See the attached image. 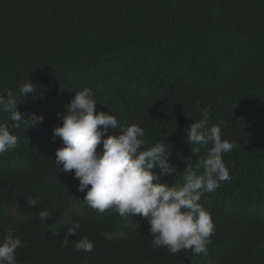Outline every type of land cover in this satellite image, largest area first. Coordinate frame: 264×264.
Listing matches in <instances>:
<instances>
[{
  "label": "trees",
  "instance_id": "16d2710c",
  "mask_svg": "<svg viewBox=\"0 0 264 264\" xmlns=\"http://www.w3.org/2000/svg\"><path fill=\"white\" fill-rule=\"evenodd\" d=\"M29 80L36 91L20 96ZM85 87L96 111L118 120L108 134L135 123L146 147L169 145L177 173L161 183L182 184L211 147L194 152L186 140L200 109L234 144L223 155L231 179L199 201L215 226L206 256L154 248L147 219L90 208L74 172L57 169L53 129ZM8 91L19 111L43 116L15 128L0 111L18 137L0 154V242L8 229L22 241L18 264H264V0H0V94ZM85 236L90 253L74 247Z\"/></svg>",
  "mask_w": 264,
  "mask_h": 264
},
{
  "label": "clouds",
  "instance_id": "9594fccd",
  "mask_svg": "<svg viewBox=\"0 0 264 264\" xmlns=\"http://www.w3.org/2000/svg\"><path fill=\"white\" fill-rule=\"evenodd\" d=\"M18 91L20 96L32 94L36 87L29 80ZM93 96L89 87L75 91L66 106L67 113L60 117L62 124L53 129V142L57 138L62 141L55 151L57 169L62 166L64 172H74L79 181L77 190L85 193L83 201L90 208L100 213L111 209L122 218L139 215L147 219L154 248H166L170 254L190 250L194 255L206 256L215 226L211 214L199 201L204 193L215 192L221 182L231 179L223 155L234 144L222 138L219 126H208L209 110L200 109L201 119L186 128V140L197 146L192 149L194 152H199L200 145L211 147L195 168H187L182 184L161 183V177L177 173L170 163L169 145L156 143L146 147L145 131L135 123L120 127L117 134H108L119 127L118 120L110 113L97 112ZM0 111L10 113L15 128L22 123L26 127L37 126L43 121L42 115L28 116L19 111L12 91L0 94ZM17 141L7 124L0 123V154L14 148ZM157 167L159 173L154 171ZM26 203L35 207L38 201L28 197ZM50 216L46 210L39 212L41 220ZM79 227L76 222L67 228L64 246ZM22 246V241L8 229L0 242V264H18L16 251ZM74 247L78 252L90 253L94 244L85 236Z\"/></svg>",
  "mask_w": 264,
  "mask_h": 264
}]
</instances>
